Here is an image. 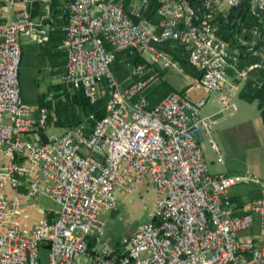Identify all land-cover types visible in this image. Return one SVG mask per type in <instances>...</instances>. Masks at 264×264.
I'll list each match as a JSON object with an SVG mask.
<instances>
[{"label": "built area", "instance_id": "1", "mask_svg": "<svg viewBox=\"0 0 264 264\" xmlns=\"http://www.w3.org/2000/svg\"><path fill=\"white\" fill-rule=\"evenodd\" d=\"M36 1L44 5L34 18ZM48 1L0 0V192L24 187L9 200L0 197V264H40L39 247L46 250L42 264H264V183L248 170L207 173L199 140L212 122L198 117L204 98L169 91L150 102L145 93L157 76L148 64L180 71L161 47L171 41L184 47L197 71L193 83L221 92L225 104L230 50L213 36L209 21L214 13L231 21L224 7L245 2L254 36L258 20L264 21V0H198L200 18L190 0H157L156 23L119 0H62L55 44L64 56L60 79L89 106L100 92L102 114L89 111L85 122L34 143L27 136L45 127L46 110L20 101L17 35L46 34ZM240 44L255 51L253 37ZM257 54L264 60V42ZM121 55L138 58L129 64ZM115 61L129 65L134 78L117 79ZM209 145L222 162L217 145ZM146 177L154 192L148 220L112 244L100 212L114 207L116 190L130 193ZM241 182L259 183L258 194L232 203L227 189ZM38 193L58 207L53 218L37 219L24 234L13 210Z\"/></svg>", "mask_w": 264, "mask_h": 264}, {"label": "rangeland", "instance_id": "2", "mask_svg": "<svg viewBox=\"0 0 264 264\" xmlns=\"http://www.w3.org/2000/svg\"><path fill=\"white\" fill-rule=\"evenodd\" d=\"M126 2L131 3L133 0ZM17 41L21 52L17 67L20 101L32 109L44 107L46 110L45 127L36 128L30 137L38 139L41 136L47 138L63 134L70 127L85 122L86 114L94 111L96 106H103L104 97L100 92L96 104L89 106L82 102L79 93H75L62 82L60 75L63 71L64 56L55 48V44L48 46L39 36H28L23 33L17 35ZM174 61L180 68L179 73L175 71L177 76L183 74L189 66L187 60L179 58ZM241 67L242 64L237 63L236 60L231 79L227 81L229 90L226 93L228 100L225 104L219 100L221 92H208L201 86L194 85L201 90L202 96L199 98L205 100L198 117L208 118L212 122L209 133L202 136L199 145L208 174L229 175L248 170L259 178L260 183H264L262 148L264 141L255 123L258 112L255 106L256 100L252 95L254 88L252 83H246L248 77L239 74L242 71ZM157 81L158 79L149 86L153 100L158 97L159 92L161 95L168 87L165 83ZM86 124L90 122L86 121ZM210 140L217 145L222 162L217 160L214 151L210 148ZM135 184H140L143 190L142 199L138 203L117 202L112 209L100 212L99 217L105 221L103 233L112 244H118L123 235L130 232L136 224L148 220L147 212L152 207L148 199L152 198L153 187L147 177ZM258 189L259 183L241 182L229 187L227 196L232 203L239 204L256 196ZM27 202L30 203L28 205L31 206L35 217H38L36 213L40 208L53 211L58 207L57 204H48L51 200L43 193H38L35 198H28ZM38 257L40 264L45 262L44 248L39 247Z\"/></svg>", "mask_w": 264, "mask_h": 264}, {"label": "crops", "instance_id": "3", "mask_svg": "<svg viewBox=\"0 0 264 264\" xmlns=\"http://www.w3.org/2000/svg\"><path fill=\"white\" fill-rule=\"evenodd\" d=\"M124 6H130L132 8H142V11H149L147 6H143L141 0H133V2L129 3L126 2V0H119ZM130 1V0H129ZM62 2V0H49L48 6L50 8V14L48 19L44 22L45 28H46V34L44 36L39 35H31V36H39L40 39H42L48 46H54L58 39L61 37V31L60 26L63 22V19L60 17L58 13V5ZM215 5H220V0H214ZM44 5V2L36 1L31 6V15L36 18L40 12L41 8ZM225 11L227 12V15L231 21H229L228 25H224V27L220 30H218V26L215 22H212L211 29L212 34L216 38L224 40L228 48L230 50V58L229 61L232 63L231 66H228L226 68V75H227V81L231 79V75L233 72V66L235 65V61L237 60V63L242 64L241 70L246 69L248 66L252 64H257V66L251 68L247 74L245 75L248 77V80L246 83H252L253 85V98L256 100V109L258 112V116L255 118L256 126L258 127L259 133L262 137V140L264 141V61L260 60L259 56L258 59L253 54L257 55V50L259 46L264 42V21L258 20L257 22V31L254 36H252L250 26L253 23V20L248 16V14L244 11V6H239L237 8H228L224 7ZM150 22L156 23L158 20V16L155 13V8L152 12H150L148 18ZM27 35V34H24ZM29 36V35H28ZM43 37V38H42ZM250 37H253L255 39V51H248L245 46H242L240 43L243 39H248ZM163 49H165L170 57L173 60L184 58L186 59V51L184 47L176 42H165L161 45ZM21 56V54H20ZM123 60L125 62H133V58L129 56H122ZM253 59V61H250V59ZM188 65V64H187ZM64 66V60L62 63V70ZM147 67H150L154 69L157 72V76L155 79H153L149 85L145 88L146 96L150 100V102H155L158 99H160L164 94H166L169 91H176L180 94L186 96L187 98L191 100H195L199 98L201 95L200 88L194 87L193 80L197 76V71L192 68L191 66H187L185 72L177 76V73H175V70H170L161 67L159 64H148ZM111 70L113 74L116 76L117 79L123 80L125 82H129L134 77H128L129 74V65L124 66L120 65L116 61L111 65ZM179 73V71H176ZM62 73V71H61ZM149 73V70L146 71L147 75ZM251 73V74H250ZM244 76V77H245ZM251 77V79L249 78ZM158 79V83H165L168 87L164 93L159 95L158 97L153 100L151 98L149 86H151L155 80ZM180 81V83L178 82ZM248 84V85H249ZM101 85V82H100ZM155 90V89H154ZM156 91V90H155ZM75 93H79L78 91H75ZM80 95V93H79ZM81 96V95H80ZM82 97V96H81ZM99 110L102 113V107L99 108ZM24 187L17 188L16 190L7 189L4 192H0V197L4 200H9L10 197L13 194H23ZM142 193L143 190L141 189L140 184H133V190L130 193H123L119 190L115 191L116 196V202L124 204L127 202L128 204H136L139 202L140 199H142ZM154 193V192H153ZM153 193L152 198H149L148 201L150 204H152L153 201ZM48 203V202H47ZM46 203V204H47ZM27 202V199H22L20 203L17 205L15 210V214L19 218L20 223V229L24 234H28L33 223L39 219V218H53L54 217V210H47L45 211L43 208H40L39 211H37L36 215L38 217H35L32 213L33 210L31 206H29ZM48 204H55L52 201ZM43 214H42V212ZM10 212L11 214L13 213ZM130 232L124 234L123 236L129 234Z\"/></svg>", "mask_w": 264, "mask_h": 264}, {"label": "trees", "instance_id": "4", "mask_svg": "<svg viewBox=\"0 0 264 264\" xmlns=\"http://www.w3.org/2000/svg\"><path fill=\"white\" fill-rule=\"evenodd\" d=\"M190 2L195 6V8H196V14H197V17L198 18H200V17H202V14H203V12H202V8L199 6V2H198V0H190ZM142 4H143V6H147V8L149 9V11H142V8H140V13H141V15L143 16V17H145V18H148V16H149V14H150V12H152L153 11V9L155 8V6H156V4H157V0H144L143 2H142ZM241 7V6H244V11L247 13V11H246V4H245V2H241L238 6H236V7H233V8H237V7ZM230 8H232V7H230ZM227 16H229L230 17V15L228 14ZM212 22H215L216 24H217V26H218V30H220V29H222L223 27H224V25H228L229 24V21L228 22H224L223 21V17L220 15V14H218V13H214L213 14V18L209 21V23H210V25L212 24ZM253 56H254V58L256 57L257 59H258V54L256 55V54H253ZM137 57L135 56L134 57V60L136 59ZM254 58H252V59H250V61H253V59ZM259 58H260V56H259ZM260 60H262L261 58H260ZM262 61H264V60H262ZM82 102L83 103H86V101L82 98ZM98 107H100V106H96L95 108H94V113L96 114V115H100V114H102L101 113V111L99 110V108ZM77 123V122H76ZM31 135L29 134L28 136H27V138H29L31 141H33L34 143H42V142H44L45 140H46V137H39L38 139L36 138V137H30Z\"/></svg>", "mask_w": 264, "mask_h": 264}]
</instances>
